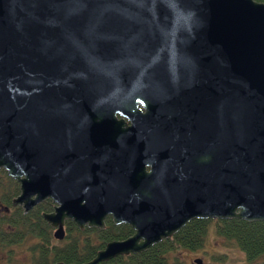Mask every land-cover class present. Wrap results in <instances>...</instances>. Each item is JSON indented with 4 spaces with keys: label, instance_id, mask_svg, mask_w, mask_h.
<instances>
[{
    "label": "water",
    "instance_id": "obj_1",
    "mask_svg": "<svg viewBox=\"0 0 264 264\" xmlns=\"http://www.w3.org/2000/svg\"><path fill=\"white\" fill-rule=\"evenodd\" d=\"M0 170L56 241L132 227L82 264L264 222V3L0 0Z\"/></svg>",
    "mask_w": 264,
    "mask_h": 264
},
{
    "label": "trees",
    "instance_id": "obj_2",
    "mask_svg": "<svg viewBox=\"0 0 264 264\" xmlns=\"http://www.w3.org/2000/svg\"><path fill=\"white\" fill-rule=\"evenodd\" d=\"M264 3V0H255ZM18 185L4 171H0V252H8L9 263L13 264L15 247H29L30 264H82L94 258L111 240H124L131 233L123 225L114 228L107 224L103 235L97 230L80 231L72 222L65 225L66 235L61 241L53 238L52 229L44 222L43 213L54 209L50 200L24 214L19 207L12 206L18 194ZM213 226L215 235L227 245L239 248L247 255L248 264H264V222L240 220H193L184 227L183 237L176 243L184 248L202 247ZM173 250L170 241H164L136 255L120 256L100 264H168V252Z\"/></svg>",
    "mask_w": 264,
    "mask_h": 264
},
{
    "label": "flooded vegetation",
    "instance_id": "obj_3",
    "mask_svg": "<svg viewBox=\"0 0 264 264\" xmlns=\"http://www.w3.org/2000/svg\"><path fill=\"white\" fill-rule=\"evenodd\" d=\"M146 170L147 171H149L150 169H149V167H147L146 168ZM11 179V178H10ZM13 180V179H12ZM13 181H15V180H13ZM16 182V181H15ZM17 183V182H16ZM17 185H18V190H19V184L17 183ZM19 195V191H18V194L16 195V197ZM15 197V198H16ZM14 199V198H13ZM13 199H12V201H13ZM47 200H49V199H46V200H44L42 203H40V204H43L45 201H47ZM51 201V200H50ZM52 203V202H51ZM12 204V203H11ZM39 204V205H40ZM39 205H37V206H39ZM13 206V205H12ZM36 206V207H37ZM14 207V206H13ZM17 207H19V206H17ZM19 208H21L22 209V207H19ZM23 210V209H22ZM32 211V210H31ZM30 211V212H31ZM23 213H24V210H23ZM25 214V213H24ZM28 214V213H27ZM194 220H199V219H194ZM191 221H193V220H191ZM190 221V222H191ZM104 223H105V227H104V229H102V230H99V229H94V228H85L84 230H86V229H89V230H97L98 231V233L99 234H101V235H103L104 233H106L105 232V230H106V227H107V224H112V226L114 227V228H118V227H120V226H123V225H115L114 224V222H113V219H112V217L110 216V215H108L106 218H105V220H104ZM189 223V222H188ZM187 223V224H188ZM186 224V225H187ZM75 225V224H74ZM185 225V226H186ZM76 226V225H75ZM125 226H127V227H129V229H130V235L127 237V238H129V237H131V236H133L134 235V230L132 229V227L131 226H129V225H125ZM185 226H183V227H181L176 233H174L171 237H168V238H165V239H163L162 241H160V242H158V243H156L155 245H153V246H156V245H158V244H160V243H162V242H164V241H170L171 242V245H172V248H173V250H171L170 252H168V255H167V257H168V260H167V262H168V264H186V261L184 260V258H183V252L185 251V252H188V253H190V254H192L191 255V258H189V261H188V263L187 264H196L195 263V260H201L202 261V263L203 264H223L222 263V259L220 258V259H216L215 258V255H213V257L216 259V260H214V258L213 257H211V254H209L208 255V257H209V260H205L204 259V256H203V254L202 253H206V252H204V250H205V248H206V245H207V243H208V238L210 237V234L211 233H213V231L211 230V228H209L210 229V231H209V233H208V235L206 236V241L203 243V245H202V247L201 248H199V249H196V248H184L183 246H181V244H179L178 245V243H176V241H179L178 239H179V237H183L182 235L184 234V227ZM84 230H82V231H84ZM81 231V230H80ZM127 238H125V239H127ZM124 239V240H125ZM111 241H118V240H111ZM111 241H109V242H111ZM107 244V243H106ZM105 244V245H106ZM105 245L103 246V248L105 247ZM152 246V247H153ZM225 247L229 250V251H232V252H234V253H237L238 254V256H239V260H240V262H241V264H248V260H247V255H245V253L243 252V251H241L239 248H237V247H234L233 245H227L226 243H225ZM151 248V247H150ZM230 248V249H229ZM226 250V249H225ZM223 255H225V256H227V254L226 253H223ZM120 257V256H119ZM118 258V257H117ZM116 259V258H115ZM114 260V259H113ZM110 261H112V260H110ZM110 261H108V262H110Z\"/></svg>",
    "mask_w": 264,
    "mask_h": 264
},
{
    "label": "rangeland",
    "instance_id": "obj_4",
    "mask_svg": "<svg viewBox=\"0 0 264 264\" xmlns=\"http://www.w3.org/2000/svg\"><path fill=\"white\" fill-rule=\"evenodd\" d=\"M210 228L213 231V233H211L210 237L208 238V243H207L206 248L204 250V252H206V253H202L204 256V259L209 260L208 255L211 254V257H213V255H215L216 259L221 258L223 264H241L238 254L234 253L232 251H229L225 247L226 242L223 239H219L216 237L215 230H214L213 226H211ZM14 249L15 250L12 252V256L14 259L13 264H30V255H29V251H28L29 247L27 245H22V247H15ZM7 253L8 252H0V264H8L9 263L8 262L9 257L7 255ZM223 253H226L227 256L223 255ZM182 254H183V258L187 264L189 261V258H191L192 254L185 252V251ZM215 258H214V260H216Z\"/></svg>",
    "mask_w": 264,
    "mask_h": 264
}]
</instances>
